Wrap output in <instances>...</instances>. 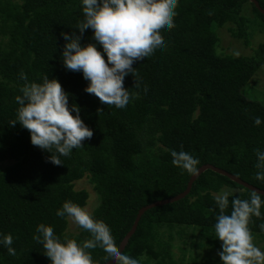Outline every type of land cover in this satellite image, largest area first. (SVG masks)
Wrapping results in <instances>:
<instances>
[{"label":"trees","instance_id":"obj_1","mask_svg":"<svg viewBox=\"0 0 264 264\" xmlns=\"http://www.w3.org/2000/svg\"><path fill=\"white\" fill-rule=\"evenodd\" d=\"M257 2L264 9V0ZM246 6L264 28V15L250 0H178L175 27L162 34L164 49L133 65L137 74L123 83L135 99L118 109L86 93L89 82L82 73L63 65L61 33L80 35L81 0H0V233H11L16 249L10 256L0 246V264H51L33 240L40 223L52 226L61 239L89 238L80 227L69 234V219L55 215L68 200L86 208L92 195L76 189L84 179L98 200L91 215L109 227L119 250L141 209L186 191L194 174L171 163V150L197 157L198 170L209 164L264 191V182L255 179L254 151L264 150V105L249 99L246 90L264 67V41L252 47ZM227 27L234 40L251 48L250 56L220 52V31ZM94 42L86 29L82 46ZM21 74L28 82H42L43 74L56 78L93 131L83 147L60 157L62 165L52 164L50 153L31 144L27 129L10 124L25 83ZM256 117L259 126L253 123ZM225 187L241 199L251 192L208 170L184 199L147 211L123 254L140 264L214 263L188 253L221 250L213 197ZM261 223L264 215L253 216L249 228L264 250ZM88 251L94 264L111 261L99 247Z\"/></svg>","mask_w":264,"mask_h":264},{"label":"clouds","instance_id":"obj_2","mask_svg":"<svg viewBox=\"0 0 264 264\" xmlns=\"http://www.w3.org/2000/svg\"><path fill=\"white\" fill-rule=\"evenodd\" d=\"M81 5L83 18L76 28L80 35L61 33L66 41L62 50L63 65L82 73L89 82L84 89L86 93L94 94L102 104L124 109L135 99V93L124 87V79L129 74H137L135 63L164 49L162 34L175 27L178 0H81ZM86 29L92 31L95 42L82 46ZM21 79L25 83L20 88L21 95L15 97L19 107L16 119L10 124L19 123L27 129L31 144L50 153L48 159L52 164L62 165L60 157H67L73 149L83 147L82 141L91 139L93 131L82 121L80 108L75 103L69 104V93L56 78L49 79L43 74L42 82H28L21 74ZM253 123L261 125V118L256 117ZM254 151L255 179L264 182V150ZM170 155L174 166L192 174L198 172L197 157L183 150H171ZM213 199L218 209L214 231L216 239L221 241L218 252L221 264H264V250L253 242L249 228L253 216L264 215L261 212L264 194L253 190L249 198L241 199L225 187ZM55 215L72 220L90 236L80 242L67 237L61 239L52 226L38 224L33 240L43 246L51 264H94L88 250L97 247L113 264H140L138 259L118 250L109 227L94 219L86 208L68 200ZM259 228L264 231V223ZM12 245V234L0 233V246L6 248L8 255L15 256L16 249Z\"/></svg>","mask_w":264,"mask_h":264},{"label":"rangeland","instance_id":"obj_3","mask_svg":"<svg viewBox=\"0 0 264 264\" xmlns=\"http://www.w3.org/2000/svg\"><path fill=\"white\" fill-rule=\"evenodd\" d=\"M247 6L245 8L246 11H244L243 15L248 20L251 21V25L249 26V36L252 41V47L257 48L264 41V28L259 26L258 23L255 22L257 17L255 16L253 12H251V8ZM229 28L228 27L223 28L220 31V35L222 39L221 46H220V50H221L220 52L223 51L224 53L233 55V56H240V55L250 56L252 54L251 48H246L244 45H242L241 42L234 40L229 34V31H228ZM246 88H247L246 90H247V95L249 99L258 101L264 105V67L258 70L254 78L251 80V82L247 85ZM76 189L77 190L86 189L92 195L91 200L89 199L88 205L86 206L87 211L91 214L93 209H95L98 206V200L92 190V186L89 183L88 179H84L78 182ZM78 232H79V226L69 219L68 233L76 234ZM177 241L178 240H176L175 245L178 244ZM262 246L260 245V247ZM187 248L190 250V247H187ZM219 251L209 253L207 251L191 249L188 255H194V256H197L198 258L206 256L208 258L214 259L215 262L212 264H221L220 258L218 256ZM174 252H175L176 258L179 259L181 257L180 251L175 249Z\"/></svg>","mask_w":264,"mask_h":264},{"label":"water","instance_id":"obj_4","mask_svg":"<svg viewBox=\"0 0 264 264\" xmlns=\"http://www.w3.org/2000/svg\"><path fill=\"white\" fill-rule=\"evenodd\" d=\"M252 4L255 5V7L258 9V11L264 15V9L261 8V6L259 5V3L257 2V0H250ZM208 170H211L221 176H224V177H227L229 178L231 181L237 183L238 185L244 187V188H247L249 189L250 191H257L258 193L260 194H264V191L256 188V187H253L251 185H249L248 183L242 181L241 179H239L238 177H235L233 175H231L230 173L222 170V169H219L217 167H214L212 165H204L203 167H201L198 172L196 174H194L191 178H190V181L188 183V186H187V189L184 193L174 197V198H171V199H167V200H164V201H159V202H156V203H153L147 207H144L143 209H141L137 215V218L135 220V223L131 229V231L126 235V237L124 238V240L122 241L120 247H119V251L121 253H123L124 249L126 248V245L128 244L129 240L131 239V237L134 235V233L136 232L137 230V227H138V224L142 218V216L149 210L153 209V208H156V207H160V206H165V205H168V204H172V203H175V202H178L182 199H184L186 196H188V194L190 193L191 189H192V186L193 184L196 182V180L203 174L205 173L206 171ZM106 264H113L112 261L106 263Z\"/></svg>","mask_w":264,"mask_h":264}]
</instances>
